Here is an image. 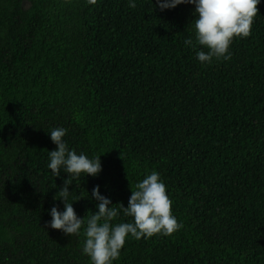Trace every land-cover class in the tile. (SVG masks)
<instances>
[{"label": "trees", "instance_id": "16d2710c", "mask_svg": "<svg viewBox=\"0 0 264 264\" xmlns=\"http://www.w3.org/2000/svg\"><path fill=\"white\" fill-rule=\"evenodd\" d=\"M129 2L0 0V264H91L83 229L45 227L68 178L47 167L56 127L101 155L97 177L69 186L85 223L94 186L127 207L156 171L183 225L129 235L113 264H264V0L231 59L210 64L196 59L194 6Z\"/></svg>", "mask_w": 264, "mask_h": 264}, {"label": "clouds", "instance_id": "9594fccd", "mask_svg": "<svg viewBox=\"0 0 264 264\" xmlns=\"http://www.w3.org/2000/svg\"><path fill=\"white\" fill-rule=\"evenodd\" d=\"M261 0H155V8L160 12L175 9L178 5L194 6L195 42L201 47L196 51V59L202 64H210L214 59H231L230 45L235 38H247L251 34L254 18L258 14ZM129 7L135 8L134 0ZM185 44L195 47L192 39ZM68 129H51L49 137L55 149L48 152V169L55 177L61 172L68 178L59 189L63 210L53 206L48 215L50 221L46 228L60 230L66 236L79 235L81 229L85 237L82 252L91 264H113L119 258L126 238L139 240L155 234L170 235L183 227L172 214V201L167 194L166 185L159 173L152 171L134 185L127 207L122 203L112 204L100 193L99 185L92 188L91 199L96 202V211L85 219L77 215L72 202L69 186L81 176L97 177L102 171L101 155L88 157L77 153L68 146L64 137ZM131 217V222L113 224L120 215Z\"/></svg>", "mask_w": 264, "mask_h": 264}]
</instances>
